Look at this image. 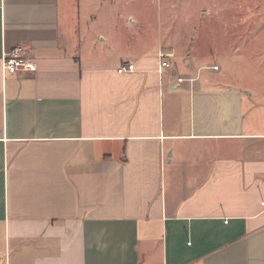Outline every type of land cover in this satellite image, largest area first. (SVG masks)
Listing matches in <instances>:
<instances>
[{
  "label": "crops",
  "instance_id": "crops-1",
  "mask_svg": "<svg viewBox=\"0 0 264 264\" xmlns=\"http://www.w3.org/2000/svg\"><path fill=\"white\" fill-rule=\"evenodd\" d=\"M79 12L0 0V264H264V94ZM17 46L35 71L3 74Z\"/></svg>",
  "mask_w": 264,
  "mask_h": 264
},
{
  "label": "rangeland",
  "instance_id": "rangeland-1",
  "mask_svg": "<svg viewBox=\"0 0 264 264\" xmlns=\"http://www.w3.org/2000/svg\"><path fill=\"white\" fill-rule=\"evenodd\" d=\"M93 1V4H92ZM78 0L84 31L89 16L92 28L106 33L122 31L130 15L135 27L159 33L167 70L192 76L207 85L240 87L264 94V0ZM96 4V5H95ZM124 4V5H122ZM123 15V19L118 16ZM109 20V27L102 21ZM185 65H193V72ZM191 65V66H192ZM216 67V70L213 69Z\"/></svg>",
  "mask_w": 264,
  "mask_h": 264
},
{
  "label": "built area",
  "instance_id": "built-area-1",
  "mask_svg": "<svg viewBox=\"0 0 264 264\" xmlns=\"http://www.w3.org/2000/svg\"><path fill=\"white\" fill-rule=\"evenodd\" d=\"M165 54L158 53V58L160 59V69L169 68L167 62L162 61ZM216 70V67H213ZM134 66L132 64H126L118 69V73L132 72ZM35 71V66L29 61L26 55V51L21 46H17L12 50L6 52L2 56V72L3 74L15 75L18 73H32ZM178 83L182 82V79L177 80Z\"/></svg>",
  "mask_w": 264,
  "mask_h": 264
}]
</instances>
